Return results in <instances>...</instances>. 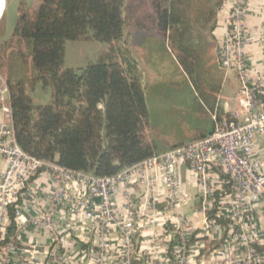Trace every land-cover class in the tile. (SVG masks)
I'll return each mask as SVG.
<instances>
[{
	"label": "trees",
	"instance_id": "16d2710c",
	"mask_svg": "<svg viewBox=\"0 0 264 264\" xmlns=\"http://www.w3.org/2000/svg\"><path fill=\"white\" fill-rule=\"evenodd\" d=\"M149 1L153 16L145 17L155 20V31L168 39L202 112L213 110L220 75L211 64L205 36L213 29L222 0ZM124 8L125 0H40L32 9L17 8L14 27L0 42V72L8 89L16 143L29 156L111 176L160 153L143 135L148 110L139 64L127 45ZM136 27L143 28L141 20ZM10 37L24 43L25 50L7 52L3 47ZM78 39L103 41L108 49L94 62L64 66L65 42ZM36 86L46 91L45 101L35 102ZM212 130L213 126L209 133ZM202 131L200 138L206 136ZM216 171L229 191L228 175L220 168ZM219 196L213 193L206 215L228 230L232 219L216 214ZM20 204L19 197L7 206L0 251L16 241L15 210ZM251 246L257 253L264 247ZM168 254L174 264L171 246Z\"/></svg>",
	"mask_w": 264,
	"mask_h": 264
},
{
	"label": "built area",
	"instance_id": "2783aa9c",
	"mask_svg": "<svg viewBox=\"0 0 264 264\" xmlns=\"http://www.w3.org/2000/svg\"><path fill=\"white\" fill-rule=\"evenodd\" d=\"M261 2L264 11V0ZM248 14L249 0H222L217 11L222 30L217 61L221 69L236 73L242 118L228 117L225 111L220 115L213 113V130L208 135L156 153L111 176L74 171L25 153L15 140L8 89L0 76V105L7 115L6 120L0 122V157L7 161L0 172V231L7 221V206L17 198H21V204L15 210L16 217L22 214L25 201L44 203L37 215L29 217L28 223L48 232L53 242L49 252L51 261L69 264L59 249L60 230L66 221L59 218L58 208L66 207L69 217L66 225L80 237H92L96 242L95 255L85 264H106L112 228L119 232V242L126 256L124 264H129L134 223L127 211L134 195L132 187L136 185L145 192L150 199L149 209L153 210L158 201L156 185L160 181L166 187L168 204L177 205L183 198L182 166H187L195 176L205 206L214 203L213 193L218 191V205L224 208L222 215L237 219L242 227L250 210L249 201L264 205V172H261L264 160L252 156L256 136L264 134V73L253 76L247 63ZM258 37L264 41V27ZM216 168L228 175L229 191L223 189L222 181L215 174ZM40 173L49 174L53 183L52 192L43 199L31 185ZM232 230L227 245L245 248V253L233 263L262 264L264 252L257 253L251 246L257 243L260 231L243 227L242 232ZM175 234V264H185L188 241L185 230L177 229Z\"/></svg>",
	"mask_w": 264,
	"mask_h": 264
},
{
	"label": "crops",
	"instance_id": "0c3cea01",
	"mask_svg": "<svg viewBox=\"0 0 264 264\" xmlns=\"http://www.w3.org/2000/svg\"><path fill=\"white\" fill-rule=\"evenodd\" d=\"M218 9L215 12L213 29L206 34L205 39L208 44L207 49L211 64L218 69L220 75V87L215 94L216 101L213 110L206 109V113L202 112V114L209 116L211 122L207 129H202L203 131L199 129V132L193 137L194 139L202 136L200 131L203 135L209 133V129L213 126V113L220 115L225 111L228 117L235 115L238 119L243 116L237 94L239 81L236 73L221 69L217 61L216 52L222 31L217 18ZM246 25L249 35V42L246 47L247 63L251 74L257 76L258 73H264V41L258 37L260 29L264 27V11L261 0H249V14ZM228 78L233 79L236 83L232 95L224 94V82ZM6 116L0 105V122L5 121ZM190 141L174 143L169 147L187 144ZM158 152L163 151L158 150ZM252 156L264 160V134L256 136ZM6 165L7 161L0 157V172L5 169ZM215 172L216 176H219L217 171ZM261 172H264V166L261 168ZM180 176L183 198L177 205L173 206L168 204L165 195L166 187L160 181L156 185L158 201L153 210L149 209L148 202L150 199L147 198L145 192L136 185L132 187L134 192L132 204L128 207V213L123 211L128 214L134 223L129 264H173L168 250L171 246L175 255H177L174 237L176 230L180 228L185 230L188 239L185 264H234V259L242 256L245 253V248L243 246L232 247L227 245L232 229L239 232L243 231L242 227L244 230H259L258 241L254 244L260 247L264 245V205L262 203L249 201L250 210L245 216L244 225L240 227L238 220L232 218L231 226L228 230H225L223 226H218L213 218L209 219L207 217L206 212L212 208L213 204L205 206L206 204L199 196L196 178L187 166L181 167ZM219 180L221 182L220 178ZM31 185L38 191L42 199L50 194L53 189L52 180L47 173L37 175ZM23 204L22 214L16 219V241L1 248L0 263L54 264L49 258L53 242L48 232L41 227L28 223L29 217L37 215L42 209L41 204L44 203L38 204L27 200ZM223 209L219 206L216 214L222 215ZM58 216L61 220L65 219L66 221L60 230L61 243L59 249L61 255L69 264H85L88 259L93 258L95 255L97 249L95 240L92 237L91 239L80 237L66 225L69 222L66 207L58 208ZM152 219L154 222L151 223ZM6 222L0 231V237L3 235ZM263 252L264 247L260 254ZM125 260L124 247L119 242V232L112 228L109 236L106 264H124ZM262 264H264V258Z\"/></svg>",
	"mask_w": 264,
	"mask_h": 264
},
{
	"label": "rangeland",
	"instance_id": "374dc122",
	"mask_svg": "<svg viewBox=\"0 0 264 264\" xmlns=\"http://www.w3.org/2000/svg\"><path fill=\"white\" fill-rule=\"evenodd\" d=\"M39 1L0 0V42L10 35L17 8L32 9ZM146 14L153 16L149 0H125L126 44L138 61L148 110L143 135L156 150L164 152L174 143L196 140L193 137L199 129H207L211 120L202 114L196 93L179 66L168 39L155 31V20L147 19ZM138 20H141L142 29L136 27ZM3 48L7 52L19 48L25 50L24 43L20 44L11 37ZM107 49L108 43L103 41L67 40L63 65L74 68L83 66L96 61ZM0 76L5 79L1 72ZM224 84V94L232 95L235 81L228 78ZM32 93L35 102L45 101L48 97L39 86Z\"/></svg>",
	"mask_w": 264,
	"mask_h": 264
}]
</instances>
